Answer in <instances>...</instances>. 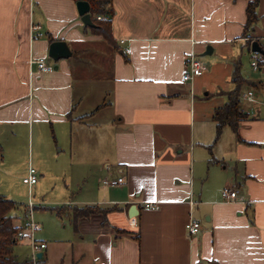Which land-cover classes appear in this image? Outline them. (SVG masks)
Wrapping results in <instances>:
<instances>
[{"label":"crops","instance_id":"1","mask_svg":"<svg viewBox=\"0 0 264 264\" xmlns=\"http://www.w3.org/2000/svg\"><path fill=\"white\" fill-rule=\"evenodd\" d=\"M250 1L113 0L114 49L81 23L72 0H0V196L12 199L13 182L30 167L42 178L22 184L31 194L62 163L61 152L82 174L96 167L103 178L123 179L61 205L71 225L73 207L108 212L78 220L60 264H264V70L245 77L261 86L244 88L253 102L241 99L237 132L226 127L217 141L212 117L226 95L197 101L207 90L202 64L200 76L182 80L190 57L208 46L232 60L251 56L252 42L264 51V0L243 35ZM50 40L77 57L39 72L33 62H46ZM102 44L107 76L76 78ZM227 67L232 73L233 63ZM92 91L102 102L86 106ZM226 188L237 199L225 202ZM14 203L17 229L24 222ZM25 212L24 221L28 205ZM188 220L199 223L195 234L185 231Z\"/></svg>","mask_w":264,"mask_h":264},{"label":"rangeland","instance_id":"2","mask_svg":"<svg viewBox=\"0 0 264 264\" xmlns=\"http://www.w3.org/2000/svg\"><path fill=\"white\" fill-rule=\"evenodd\" d=\"M248 39L250 42H252L250 38ZM95 50L99 52L94 51V54L99 56L91 61L87 60L88 62L90 61V65L85 63L83 74H80L81 72L79 69L75 68L76 78L82 77L83 75V77H88L90 80H96L98 77L107 76V69H109V67L107 66V58L105 57V54L102 53L106 50V46L102 44L100 47H95ZM204 52L205 49L202 53L197 54L195 58L205 68L207 90L202 88L196 92L197 101H205L210 103L211 101L215 100H223V96L225 97V94L234 89V85L231 82L232 73L231 71L229 72L227 65L229 67L231 66L230 68H232V63L237 60H240V71L242 76H248L252 80L256 79L258 76L257 73L250 67V55H247L244 52L241 56H236L235 59L233 58V60L232 58L223 59L218 55L217 51L211 55L203 56ZM45 59L46 64L52 67L59 63L57 62L55 64L51 59L48 58V54ZM71 62L73 63L74 61L71 59ZM214 86L218 88V92H212L210 90V88ZM219 91L224 94L220 93ZM205 93H210V95L205 100H202L204 99ZM100 95L101 94H98V92L95 91L88 93L86 106L90 105L93 100L94 103L98 102L99 105L103 99L99 98ZM59 140L61 143V136L59 137ZM93 140L94 138H92L91 142H93ZM54 150L56 151L55 147ZM57 155L58 158L63 159L62 163L51 167L50 176L48 175V178L44 179L40 187L34 188L30 194L26 188H23L24 184L22 183V180L17 178L13 182L11 188L13 197L12 199L9 198V200L21 205L18 207V210L14 215L22 219L23 222H25L24 219L26 205L32 203L34 206H37V209L31 212L32 221L38 225V229L33 232V239L37 243L43 242L46 245V250L41 251V254L46 255V257H44L43 260H39L36 264H60L62 256L67 250L66 247L70 241L69 238L73 236V227L67 214H61L58 216L55 210H59L62 207L61 205H63L64 201L76 200L86 193H92L94 186H99L101 188L103 184H105L107 181H110L109 179L111 177H101L102 175L100 174L99 169L96 167H94L92 172L88 173V171H86L82 174L81 170H75V167L72 169V164L67 163L66 152H61ZM113 173L114 172L112 171L110 172V174ZM37 176L39 180L42 179L41 176H39V173H37ZM99 178L100 181H98ZM90 217H93V215ZM17 242L18 243L16 244V247L13 249V255L17 258L18 263L30 264L32 259V250L29 244V238L25 237L22 240H17Z\"/></svg>","mask_w":264,"mask_h":264},{"label":"trees","instance_id":"3","mask_svg":"<svg viewBox=\"0 0 264 264\" xmlns=\"http://www.w3.org/2000/svg\"><path fill=\"white\" fill-rule=\"evenodd\" d=\"M75 4L79 1H85L89 4V15L93 28H88L97 36H100L102 40L109 46L115 48V42L111 33V19L113 17V0H72ZM259 0H252L248 3L246 8V22L244 25V33H247L252 29L253 25L257 22L256 9ZM97 17H103L105 20H98ZM53 40H50L52 43ZM251 43L249 40L247 45ZM72 57H77L73 52ZM260 65L264 66V53L260 55ZM231 82L234 85V89L228 92L226 95L227 101L223 107L215 110L212 120L216 126V138L217 141L224 128L228 127L234 133L237 132L238 123L244 118V112L241 108L242 100L241 95L244 88L258 89L261 85L249 81L247 78L241 75L240 60L233 63V70L231 75ZM15 203L11 200H7L5 197L0 196V264H15L16 257L13 255V249L17 244V229L12 225L11 211L15 208ZM57 215H60L59 210H55ZM71 222L74 230H76L77 222L80 219L88 218L91 215L100 214L103 217L106 216L108 210H103L97 206L71 208ZM119 233H125L118 231Z\"/></svg>","mask_w":264,"mask_h":264},{"label":"built area","instance_id":"4","mask_svg":"<svg viewBox=\"0 0 264 264\" xmlns=\"http://www.w3.org/2000/svg\"><path fill=\"white\" fill-rule=\"evenodd\" d=\"M97 19L98 20H105V18H103V17H97ZM37 30H38L37 27H33L31 29V34H30L31 40H37L38 38L41 37L40 33H36ZM123 43H124V41L121 40L120 44H123ZM126 53L128 54L129 50H127ZM250 59H251L250 67L252 68L253 71L258 72V71L264 70V66L260 65V54L251 52ZM31 63H32V61H31ZM33 63L36 64L37 70L39 72H50L53 70L52 66L46 65V62L44 59H38V60L34 61ZM201 73H202L201 63L198 60H196L194 55H192L187 62V65L185 67V73L183 75L182 80L183 81H190L193 78L200 76ZM262 85L264 86V82L262 83ZM241 99L249 101V102H253L252 90L248 91V92H243L241 95ZM36 182H37L36 171L32 167H30L28 169V174L22 180V183L30 188L31 186L36 184ZM122 184H123L122 178H119L118 180H112V181L106 182V186L111 187V188H117V187L121 186ZM221 196L225 202H232L235 199H237V191H232L229 188H226L222 191ZM33 206L34 205L32 203L28 204L27 219L22 224L21 227L17 228L16 238H17V240H22L25 237L29 238V244H30V247L32 250L31 264H36V263H38V257H37L38 254L42 250L45 249L46 245L41 244V243H37L33 239V232L36 229H38V225L35 224L31 218V212L33 211ZM147 206L150 207V205H147ZM132 223L135 224L134 219L132 220ZM198 229H199V223H197L194 220H188V222L185 224V231L187 232L188 235L195 234L198 231Z\"/></svg>","mask_w":264,"mask_h":264},{"label":"water","instance_id":"5","mask_svg":"<svg viewBox=\"0 0 264 264\" xmlns=\"http://www.w3.org/2000/svg\"><path fill=\"white\" fill-rule=\"evenodd\" d=\"M76 8L78 15L80 17L81 23L88 28L95 27L90 19L89 15V4L85 1H79L76 3ZM251 52L258 53L263 55L264 51L261 49L257 42H252L251 44ZM212 49L210 46L206 48V51L203 53L204 55H211ZM73 56L72 51L68 47L67 43L64 41H54L49 45L48 48V58L51 59L55 64L61 60H68ZM57 65L53 67V70H57ZM133 209V207H132ZM135 210V207H134ZM38 259L41 258V253L38 254Z\"/></svg>","mask_w":264,"mask_h":264}]
</instances>
